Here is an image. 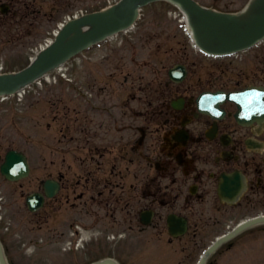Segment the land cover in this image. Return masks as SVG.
I'll return each instance as SVG.
<instances>
[{
  "label": "rangeland",
  "instance_id": "1",
  "mask_svg": "<svg viewBox=\"0 0 264 264\" xmlns=\"http://www.w3.org/2000/svg\"><path fill=\"white\" fill-rule=\"evenodd\" d=\"M14 1L17 3L14 7L28 6V8H23L21 15L0 17V73L6 70L11 72L18 70L29 60L32 51L43 43L48 33L67 15L76 12L86 14L104 7L108 0ZM197 1L206 7L238 13L242 12L248 2V0ZM170 10L174 11V8L165 2L148 5L141 11V19L132 30L78 55L63 68L61 73L67 75L66 79L74 78L76 87L82 88L85 87L84 69L86 68L90 69L93 78L98 72L118 71L121 95L125 89L128 90L133 85L138 106L144 105L150 85L156 86L155 82H159L160 78H166L167 70L171 66L184 60L190 65L188 82H193L195 79L193 71H196L197 62L198 71L204 76L210 73L220 76L222 83L231 81L241 84H264V44L238 58L206 59L190 46L178 19H174L173 15L169 14ZM70 66L72 67L66 71ZM127 76L129 82L123 84ZM56 78L59 80L57 84H43V88L41 87L38 93L39 99L30 91L21 103L10 100L0 105V153L4 154L7 148L21 149L28 154L31 164L36 168L29 179L18 184L7 183L0 177L2 198V200L0 198V236H3V241L6 243L9 261L15 264H87L91 260L101 258L103 254L98 250L99 248H94V245H87L92 243L90 241L78 252H63L61 246L68 234L62 235L59 228L54 230L50 221H40L41 215H30L25 207V196L28 189H33L35 178L44 176L51 170L52 154L55 152L59 155L65 152L64 148L70 146L69 135L67 137L61 135L67 131V124L72 121L75 125L71 127L73 133L79 137L81 135L79 129L82 115L76 117V113L86 108L85 103L81 99L72 97L71 89H68L72 86H69L65 79H58L59 75ZM97 82L98 86L103 85L102 79L98 78ZM106 93L105 97H107ZM57 102L65 104L66 107L60 105L56 107L59 114L65 118H61V122L56 123L52 120L55 109L52 110L50 105ZM91 111L88 112L90 117ZM84 113L87 114L85 111ZM40 158L44 162L37 165ZM36 166L39 167L38 171ZM249 195L251 196V192ZM218 209L205 206L203 211L215 215ZM261 212L264 213V194L253 206L247 205L228 210L221 221L233 226L241 218ZM123 215L122 212L121 217ZM45 216L47 212L41 218ZM64 219L65 216H61L62 222ZM79 221L80 226L104 231L99 238H105L109 233L105 232L107 226L103 230L100 225L92 226V222L85 218ZM3 225L9 227L10 232L4 234ZM126 228L127 223L123 218L119 227V233L123 234V238L112 248L110 244L105 245L108 256L116 257L121 264H196L198 258L196 252L210 243L206 235L213 233L210 227L205 225L202 239L189 236L184 241L169 244L165 234L158 235L152 232L147 237H136L125 233ZM115 229L110 228L111 232ZM224 230L225 225L222 226V231ZM209 261L212 264H264V226L239 234L213 254Z\"/></svg>",
  "mask_w": 264,
  "mask_h": 264
},
{
  "label": "flooded vegetation",
  "instance_id": "2",
  "mask_svg": "<svg viewBox=\"0 0 264 264\" xmlns=\"http://www.w3.org/2000/svg\"><path fill=\"white\" fill-rule=\"evenodd\" d=\"M199 80L196 78V86ZM162 83L165 88L157 89L156 97L151 93L143 111H139L142 120L139 124L135 119L128 123L121 120L118 95L116 103L108 104L107 119L95 125L97 129L90 130L87 121L82 125L81 172L74 181L73 177L68 178V174L73 172L71 163L67 171L62 172V169L56 168V161H52L50 175L58 179L61 188L66 190L67 202L72 197L83 204L85 210L90 202H96L106 216L114 220L119 217L121 192L126 190L129 191V201L134 206L136 201L140 204L139 210L154 211L153 227L162 225L163 218L168 216L164 212L166 209L175 210L180 204L184 207L183 211L172 213L185 217L188 229L193 227V235L197 236L203 218L201 205L213 202L232 207L212 194L216 192L223 173L239 171L247 180V191L235 204L236 207L243 202L254 201L246 199L248 191H254L253 194L263 191L264 126L256 123L239 125L232 117L235 107L231 103L222 105L224 117L221 120L201 115L193 100L194 84L172 90L168 81ZM132 91L123 105L124 117H136V98ZM214 121L216 134L209 139L208 136L213 135ZM98 132L103 135L98 136ZM130 132L131 136L122 145L124 134ZM109 142H112L111 146ZM127 157L131 167L123 173L121 160ZM79 187L81 190L78 191ZM185 188L188 195L184 197ZM59 195L51 201L55 209L60 203ZM194 202L196 211L186 210L190 206L195 207ZM213 226L220 229L221 222L216 220Z\"/></svg>",
  "mask_w": 264,
  "mask_h": 264
},
{
  "label": "water",
  "instance_id": "3",
  "mask_svg": "<svg viewBox=\"0 0 264 264\" xmlns=\"http://www.w3.org/2000/svg\"><path fill=\"white\" fill-rule=\"evenodd\" d=\"M151 1L154 0H124L118 7H112L105 12L94 13L69 22L60 32L55 43L40 53L27 69L15 75L0 76V94L14 91L75 53L87 48L93 41L128 27L135 20L138 8ZM169 1L179 4L191 14L194 18L193 28L196 40L204 51L211 54L224 55L242 51L264 37V0L256 1L255 12L245 20L230 14L205 10L193 0ZM85 28L90 29L84 31ZM170 74L180 77L181 80L184 72L180 68H176L171 70ZM228 97L238 105L239 112L236 114V118L239 121L264 118V89H246L229 94ZM0 170L7 179L17 180L27 175L28 166L22 154L10 151ZM236 179L234 177V180H229L228 184L221 188L222 195L228 196L234 192ZM27 204L29 209L34 211L41 206L42 198L36 194L32 195L28 197ZM259 221H264V219L253 220L242 225L235 232L218 240L206 254L212 252L220 243L231 238L235 233ZM173 230L174 227L170 224V231L173 232ZM0 264H5L1 246ZM94 264L116 263L107 259Z\"/></svg>",
  "mask_w": 264,
  "mask_h": 264
},
{
  "label": "bare ground",
  "instance_id": "4",
  "mask_svg": "<svg viewBox=\"0 0 264 264\" xmlns=\"http://www.w3.org/2000/svg\"><path fill=\"white\" fill-rule=\"evenodd\" d=\"M189 34H191V32H188Z\"/></svg>",
  "mask_w": 264,
  "mask_h": 264
}]
</instances>
